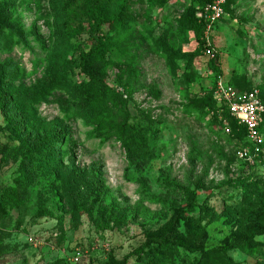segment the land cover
I'll list each match as a JSON object with an SVG mask.
<instances>
[{
    "label": "rangeland",
    "instance_id": "obj_1",
    "mask_svg": "<svg viewBox=\"0 0 264 264\" xmlns=\"http://www.w3.org/2000/svg\"><path fill=\"white\" fill-rule=\"evenodd\" d=\"M72 2L78 19L69 58L78 64L92 48L97 55L88 72L75 67L70 82L52 73L49 53L59 34L52 0H16L6 8L22 35L0 34V264H74L68 256L77 248L85 253L77 264H105L111 254L142 264L134 253L141 248L159 250L164 264H193L245 239L248 222L237 210L259 208L264 168H239L237 139L201 102L220 75L195 32L179 29L198 2L126 0L129 27L121 35L100 23L90 0ZM224 12L210 36L221 76L264 91V0H226ZM82 85L111 91L101 128L74 115ZM127 116L149 132L150 159L128 158L118 135ZM56 120L63 124L56 132L65 133L59 172L44 177L33 158L50 145L44 122ZM22 168L32 174L30 184L21 181ZM75 170L103 180L99 199L67 192L60 175ZM179 238L193 250L161 242ZM257 240L264 244V236ZM228 254L238 264H264L238 248Z\"/></svg>",
    "mask_w": 264,
    "mask_h": 264
},
{
    "label": "trees",
    "instance_id": "obj_2",
    "mask_svg": "<svg viewBox=\"0 0 264 264\" xmlns=\"http://www.w3.org/2000/svg\"><path fill=\"white\" fill-rule=\"evenodd\" d=\"M16 0H0V34L7 30L9 32H17L22 35V30L18 25L14 24L11 18V14H5L6 8L10 6ZM150 4L163 7L166 5L167 0H148ZM199 4V8H193L187 18V20L179 24V29L185 31L187 29L195 32L199 41V50L204 51L207 48V41L205 38L206 23L201 21L197 17V12L200 8L210 3L212 0H195ZM54 8L57 14V28L59 34L53 40L52 48L49 53L50 60L52 62V73L60 81L70 82L69 74L74 70L75 67L80 68L81 71L88 72V67L91 61L97 55V49L92 48L88 52H81L79 56L78 64H75L73 60L69 58L72 51V40L76 36L73 24L77 21L78 16L75 9V5L72 0H52ZM126 3V0H90V4L94 9L96 16L100 23L109 22L112 23L116 32L120 35L123 34L129 27V23L124 19L122 13V7ZM167 33H163L161 37L162 42H166ZM217 55L213 59H209L208 65L212 71L221 76V70L217 62ZM232 84V80H229ZM89 86L84 83V86ZM83 87L82 89L76 90V94L79 98V106L74 112L79 118L102 127V103L106 96L111 94L108 88L101 87L98 92L93 91L90 87ZM234 86V85H233ZM216 84L214 83L213 91L209 97L202 98L201 102L204 107H207V113L211 114L217 122L225 123L224 129H229L227 135L232 139H237V146L235 149V159L238 162L239 168L246 171H254L255 168H264V146L260 156L256 158V162L253 165L246 161H242L237 156V151L242 147H251V144L247 141V130L245 126L238 123L237 119L231 116L229 110L225 106H220L217 102L214 92ZM235 87V86H234ZM237 88V87H236ZM243 91H249L251 89H241ZM261 92V98L264 101V91L259 88ZM22 92L20 88L18 90ZM4 100L2 94H0V109L4 107ZM130 116H127L125 121L118 127V135L121 138L123 145L126 149L127 156L132 163L150 159V148H149V132L141 128L139 124L130 123ZM46 130V139L50 141V145L45 142L43 144V150H40V154H37L33 160L36 165L43 172L44 177L50 174H57L59 169L57 167L60 164V150L59 145L65 137V133L56 132L57 129L63 127L62 121H50L44 122ZM261 131L264 133V121L261 126ZM56 146L54 149L53 147ZM255 173V172H254ZM63 177V181L67 183L66 188L69 194L76 193V191L85 190L88 193H97L98 199L102 192H105V184L103 180L96 174H89L75 170L71 173L60 175ZM21 181L25 184L32 182V174L27 170H21L20 175ZM240 181L244 179H239ZM256 191L261 196V204L259 208H242L237 210V213L248 222L247 237L239 240L233 246H222L215 251V254H206V259H198L193 264H238L228 254L231 248H238L249 256H260L264 257V244L260 243L257 238L264 236V198L261 189L257 188ZM71 199V198H70ZM193 206V203L191 204ZM201 224H197L196 229L199 230ZM161 242L166 247H172L177 249L179 246L189 248L193 250L192 246L186 243L183 239H177L175 243H169L164 240ZM160 242V245L162 244ZM138 255L137 259L142 264H164L162 253L159 250L149 249L146 250L141 248L134 252ZM71 263V262H70ZM105 264H126V260H117L112 254L109 256V260Z\"/></svg>",
    "mask_w": 264,
    "mask_h": 264
},
{
    "label": "built area",
    "instance_id": "obj_3",
    "mask_svg": "<svg viewBox=\"0 0 264 264\" xmlns=\"http://www.w3.org/2000/svg\"><path fill=\"white\" fill-rule=\"evenodd\" d=\"M226 0H212L207 5L200 8L197 17L206 23L205 38L207 48L203 51V55L209 59H213L217 55V50L210 41L215 24L224 17V4ZM215 98L220 106H225L231 116L237 119L238 123L245 126L247 130V141L251 147H242L237 151L240 160L246 161L253 165L263 151L264 133L261 126L264 121V101L261 98L259 88H253L249 91L240 90L229 83L223 76L217 79ZM229 132V129H226ZM85 257V253L81 248L73 250L69 253L68 259L71 263L77 264Z\"/></svg>",
    "mask_w": 264,
    "mask_h": 264
}]
</instances>
